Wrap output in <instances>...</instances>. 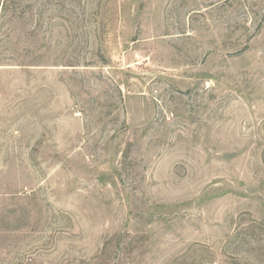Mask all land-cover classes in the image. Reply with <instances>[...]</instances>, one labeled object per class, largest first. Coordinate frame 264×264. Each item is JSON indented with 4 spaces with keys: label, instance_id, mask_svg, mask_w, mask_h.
<instances>
[{
    "label": "rangeland",
    "instance_id": "374dc122",
    "mask_svg": "<svg viewBox=\"0 0 264 264\" xmlns=\"http://www.w3.org/2000/svg\"><path fill=\"white\" fill-rule=\"evenodd\" d=\"M0 264H264V0H0Z\"/></svg>",
    "mask_w": 264,
    "mask_h": 264
}]
</instances>
